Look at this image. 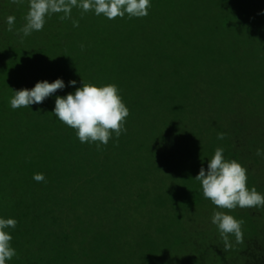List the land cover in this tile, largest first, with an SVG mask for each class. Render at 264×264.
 <instances>
[{
  "label": "trees",
  "instance_id": "obj_1",
  "mask_svg": "<svg viewBox=\"0 0 264 264\" xmlns=\"http://www.w3.org/2000/svg\"><path fill=\"white\" fill-rule=\"evenodd\" d=\"M203 2L204 31L192 28L178 44L175 37L189 16L178 13L174 0H151L149 14L142 18L109 20L73 8L70 18L53 14L41 31L23 38L17 30L26 22L28 0H0V217L17 221L10 230L16 255L6 264H76L80 251L93 254L96 264H108L98 257L104 250L120 254L116 264L127 263L138 251L135 264H264V208L221 209L206 199L194 178L201 167L207 170L220 145L192 142L170 121L196 96L197 87L185 88L179 79L182 65L197 67V56L209 61L204 71L214 73L210 77L216 86L224 76L220 85L236 96L242 90L264 94V84H259L264 80V0ZM8 16L15 17L11 32ZM152 22L164 29V49L142 37L140 26L145 29ZM57 78L66 85L76 80V87H82V80L96 86L115 84L129 110L126 131L119 137L113 133L107 145L81 143L76 130L51 113L55 96L74 92L72 87L30 108L10 107L13 90ZM131 80L142 85L136 90ZM128 88L137 93L126 95ZM242 105L244 122L237 126L235 139L224 135L219 140L231 146V151L223 148L225 159L247 169V187L264 195L262 157L257 155L258 150L264 153V141L251 131L257 128L253 119L260 114L259 101L244 97ZM136 125L156 140L153 150L158 154L150 177L130 181L125 178L128 163L122 167L116 161L129 154ZM135 145L145 149L148 144ZM35 173H43L45 181L36 182ZM118 176L125 179L124 186ZM215 211L243 221L242 243L229 236L232 247L225 249L211 222Z\"/></svg>",
  "mask_w": 264,
  "mask_h": 264
},
{
  "label": "clouds",
  "instance_id": "obj_2",
  "mask_svg": "<svg viewBox=\"0 0 264 264\" xmlns=\"http://www.w3.org/2000/svg\"><path fill=\"white\" fill-rule=\"evenodd\" d=\"M21 4L24 0H12ZM151 7V0H28V12L25 16L24 26L17 30L21 38L31 35L34 31H41L46 17L53 14H62L60 19L71 17L73 8L83 12L93 11L97 16L109 20L117 17L142 18L146 17ZM264 15V9L261 10ZM7 30H14L15 17H7ZM74 26H78L74 22ZM77 81L70 80L67 85L62 78L53 82L39 81L31 89L13 90L14 95L9 101L10 107L30 108L39 105L46 98L53 96L58 90L65 87L75 88L65 96H55L52 114L65 125L76 130V136L81 143H97L107 145L113 138V133L119 137L123 131L124 123L129 115V110L122 101L119 89L115 84L96 86L85 84L76 87ZM218 139L223 140L224 134H218ZM264 153L257 151V155ZM36 182H44L43 173H35ZM201 184L203 196L221 209L239 208H264V195L255 188L247 187V169L236 160L224 157V149L217 148L214 155L207 163V170L201 167L194 178ZM224 241L225 249L232 247L229 236L235 237V242H243L242 223L231 215L215 211L211 218ZM17 221L14 218L0 217V264H6L15 255L16 251L11 246L12 235L10 230L15 229Z\"/></svg>",
  "mask_w": 264,
  "mask_h": 264
},
{
  "label": "rangeland",
  "instance_id": "obj_3",
  "mask_svg": "<svg viewBox=\"0 0 264 264\" xmlns=\"http://www.w3.org/2000/svg\"><path fill=\"white\" fill-rule=\"evenodd\" d=\"M174 4L177 6L176 10L178 13L186 15V17L189 16L186 18L181 30L177 32V37H175L177 39V43L180 44L183 39L188 37V31L190 29L196 28L202 32L204 31V21H202V16L204 15L202 5L204 2L203 0H174ZM121 25L122 23L117 24L118 28H120ZM184 27L187 28V31L184 30ZM140 29L144 31L142 33V37L146 36V38L154 41V43L160 44L163 49L166 47V42L168 41L163 28L156 26L155 23L152 22L146 24L145 29L140 26ZM239 33L244 40V31ZM137 35L138 33L135 34L132 41L133 43L137 42ZM118 40H121V35H119ZM155 53L156 55L159 54L157 51H155ZM208 62L209 61L206 58L197 56L194 61V65L197 67L191 65H180L182 77L179 79V82L181 84L185 82V88H193L196 86L197 93L193 100L187 101V107L182 113H174L171 116L170 121L176 124L177 131L179 133L182 132L184 137L192 142H194V139H197L199 142L204 140L214 144H219L220 148H226L231 151V146L221 142L218 139V134L223 133L224 135L232 137L233 140L235 139L237 126L243 124L242 121L244 122L242 99L244 97L251 96L259 101L258 109L260 110V114L253 119L255 120L254 125L257 128H254V130L251 131L256 132L255 134L257 136L260 135V142L264 141V94L262 90H251L250 94L242 90V93L239 94V96H236L232 91H227L220 85L224 76L219 78V84L216 86L215 80L213 81V77H210L214 76V73L211 72L208 75L207 71H204L206 70L204 65H208ZM169 66L171 65H167L165 69L170 70ZM155 67L157 69L156 64ZM218 67L219 63L215 61L213 63V68L216 70ZM256 70L258 72L261 71L259 68H256ZM183 75L187 77V80L185 77L183 79ZM166 77L169 81L172 79L175 80L173 76L167 75ZM130 82L133 83L132 87L134 89L136 88V90L142 85L140 81V85H134V80H131ZM259 84H264V80L259 82ZM136 93L137 92L128 88L126 95L131 96ZM170 112L171 109L169 108V105H166L165 113L169 114ZM131 134L133 146L130 149L129 154L126 155V157L124 156L121 159H118L120 161H116V163L118 166L128 163L127 168L125 167L126 176H124L130 181H136V176H151L152 172L150 170V166L157 158L158 149L155 151L153 150L156 140L151 138L148 134H146V132H142V129L138 125H136V129L132 130ZM245 135L246 133L244 132V138ZM138 141H146L148 145H146L145 149H143L142 147L135 145ZM261 157L262 160L259 163V168L262 170L264 169V154H262ZM114 170L119 173L118 168L115 167ZM99 179L100 178L98 177L97 183H99ZM117 180L121 182L123 186L125 185L123 183L125 179L122 176H118ZM94 199H96V197H94ZM156 217L159 221V215H156ZM132 220L138 221L134 217H132ZM125 252L126 251H122V253ZM77 253L79 254V260L76 264H96L95 256L93 254H84L81 251ZM129 254L130 251L127 252V255ZM139 255V251L136 253L132 252L130 254V260L123 264H135ZM98 257L108 264H116L115 261L117 258H122L120 254H109L105 250L101 252V255Z\"/></svg>",
  "mask_w": 264,
  "mask_h": 264
}]
</instances>
